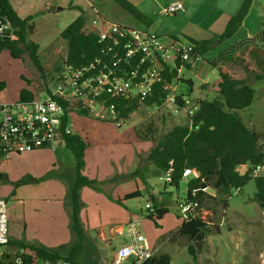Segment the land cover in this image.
Here are the masks:
<instances>
[{
	"label": "rangeland",
	"instance_id": "374dc122",
	"mask_svg": "<svg viewBox=\"0 0 264 264\" xmlns=\"http://www.w3.org/2000/svg\"><path fill=\"white\" fill-rule=\"evenodd\" d=\"M51 1L52 4H50ZM67 1L9 0L11 7L19 17L30 18L29 23L32 25V30L28 39L38 45L37 53L42 71L34 67L27 52H24L20 59H12L6 51L2 52L0 54V82L5 83V88L0 92L1 99L15 101L18 99V92L23 88L32 91L41 99L46 97L43 92L52 87L54 72L67 55V46L60 38V33L70 23L71 18L78 15V10H72L74 6L79 5L85 8L86 13L96 11L110 22L137 28L141 25L146 26L145 23L135 20L119 8L114 0H93V2L72 0L74 6ZM58 5L62 7V13L59 15L62 19L59 23L55 17ZM256 7H259L261 11V8H264V0H257ZM262 16L263 14L254 8L235 35L225 40L224 43L215 45L203 55V61L192 69H183L180 76L182 79L180 81L183 83L179 87L180 91L195 102L200 99L212 100L217 97L219 76L217 69L212 67L211 63L219 61L222 58V52L227 51L229 47L239 46L238 42L247 38V34L254 35L261 27L260 17ZM173 17L170 15L168 19ZM236 53L237 60L223 61L222 64L234 77L245 81L254 90L253 102L249 107L238 111V114L245 126L259 134V147L264 150L263 52L258 47L248 49L242 45ZM186 80H189L191 85L185 83ZM70 120L73 131L80 133L89 143L83 158L82 173L88 179L102 180L111 167L120 173L116 178L119 177L126 194L139 191L140 197L124 200L127 201L130 210L127 213L134 215V220H140L141 228L147 225L149 234L143 230L142 232L155 241L154 247L158 249L156 255H169V264H264V209H261L254 200L253 180H250L242 190L234 191L225 206L213 190L204 189L205 195L200 204L195 207L194 212L195 216L206 222L208 233L201 248H195V259L187 251L188 246L193 243L187 238L173 234L182 221L179 207L185 198L186 183L191 176H184L177 188L168 186L164 173L154 168L147 153L173 126L184 123L186 120L184 115L176 112L170 104L136 108L127 119L119 121V127L116 126L114 118L108 116L105 111L97 116L95 113L82 114L73 110ZM39 150H34L28 155L14 156L6 164L9 174L6 183L11 186L8 189L11 195L8 193L6 195L8 198L0 195V198L7 201L9 235L12 226L15 225L9 216V207L17 204L15 200L23 199L29 202L28 211H30L44 200H51L54 197L53 194L56 199L58 198L57 193L62 192V189L55 185V191L51 194L48 180H55L63 187V197L60 199L63 209L56 207V213L59 215L60 211L65 218V197L68 186L65 176L73 168L74 156L64 146L53 151ZM46 152L47 154H42ZM49 156L56 160L51 168L48 160L52 162L54 159H50ZM129 167H131L130 170ZM45 170H49L48 173L42 177L39 176L41 174L38 172ZM30 178L34 180L31 181ZM18 182L23 183L18 184ZM103 184H105L104 187L109 188L108 182H97L100 192L104 191L100 187ZM85 187L91 189L90 186ZM85 191L83 197L80 198L81 202L83 200L91 206L95 204L96 199L101 200L100 197L93 196L92 192ZM151 196L167 208V213L157 220L156 224L146 218L147 211L144 208L146 202L152 204ZM94 209L91 207L87 211L92 213ZM38 210L36 212L45 218V221H52L50 215H55L52 205L49 206L46 202L43 210ZM103 211L104 215L108 213L106 209ZM31 220L33 219L29 222ZM82 224L87 231V240L78 257V264H111L117 239L102 236L98 230L90 234L83 222ZM45 227L49 229L39 232L38 235H43V238L37 237V240L48 238L46 236L51 233V230L56 233L58 224H49L47 221ZM107 230L108 227L105 228V232ZM53 238L55 237L47 240L51 242ZM9 240L19 243L30 239H26L23 235L15 237L11 234ZM59 240L62 242L63 238ZM70 241L71 233L67 240L60 244H68ZM18 246L17 244L6 245L0 249V254L9 255L12 261L17 251H20Z\"/></svg>",
	"mask_w": 264,
	"mask_h": 264
},
{
	"label": "trees",
	"instance_id": "16d2710c",
	"mask_svg": "<svg viewBox=\"0 0 264 264\" xmlns=\"http://www.w3.org/2000/svg\"><path fill=\"white\" fill-rule=\"evenodd\" d=\"M114 2L135 20L143 23L148 22L149 19L127 0H114ZM250 4L251 0H244L239 11L229 19L220 35L210 40H188L186 42L191 43L203 56L215 45L230 39L235 34L246 16ZM0 7L18 29L15 39H0V54L6 51L10 58L20 59L21 55L27 52L34 67L42 71L37 53L38 45L28 39L32 30V25L29 23L30 18H20L11 7L9 0H0ZM76 8L79 15L61 31L60 38L65 41L67 46L66 63L80 67L93 60L99 47L96 37L84 30L86 11L81 7ZM242 45L248 49L260 48L263 52L264 64V18L261 22V29L256 35L240 42L239 46L229 47L227 51L222 52V58L219 61L211 63V66L217 69L219 76L218 96L212 100H198V108L193 115L184 123L173 126L161 137L156 146L151 148L148 154V159L158 171L163 173L170 171V181L166 182L168 186L177 188L188 170L197 172L198 176L192 177L186 183L185 198L179 208L190 204H195L197 207L205 195L204 189L213 190L225 206L234 191L242 190L250 180H253L255 185L254 200L261 209H264V150L259 147V134L245 126L238 114V111L251 105L254 90L245 81L234 77L222 64L223 61L237 60L236 52ZM176 65L178 69L180 63L176 62ZM186 68L190 69L189 66ZM177 69L172 71L171 76L176 75ZM185 83L191 85L189 80H186ZM4 88L5 83L0 82V92ZM35 96L32 91L24 88L18 92V100L22 102H29ZM153 101V99L148 100L146 105L150 106ZM113 103L117 120L127 119L133 110L141 107L137 104L126 105L121 100H107V105ZM81 113L87 114L86 112ZM63 140L64 147L73 154L75 159L72 170L65 176L68 185L65 208L69 216L68 226L71 241L68 244L50 248L40 243H15L9 240L6 245L17 244L20 251H17L12 261L9 255L0 254V264H56L58 262L78 264V257L87 240V231L80 218L81 189L85 186H90L93 189L99 188L97 181L88 179L82 173L84 154L89 146L86 138L78 132H72L64 135ZM239 166L247 167L244 173L239 172ZM255 167L262 169L256 177L252 175ZM0 179H5V177L0 175ZM29 180L33 181L34 179L30 178ZM137 197H140L139 191L126 194L123 200ZM151 201L154 213L146 212V218L156 224V221L167 213V208L158 203L153 196H151ZM207 233L206 222L195 216L189 217L188 220H182L173 234L187 238L193 243L188 246L187 251L195 259V248H201ZM169 263V255L158 254L145 264Z\"/></svg>",
	"mask_w": 264,
	"mask_h": 264
},
{
	"label": "built area",
	"instance_id": "2783aa9c",
	"mask_svg": "<svg viewBox=\"0 0 264 264\" xmlns=\"http://www.w3.org/2000/svg\"><path fill=\"white\" fill-rule=\"evenodd\" d=\"M183 11L184 4L173 1L163 14ZM17 30L0 7V39H15ZM84 30L96 37L99 47L89 64L74 67L67 64L65 58L54 72L52 87L43 92L44 99L35 96L29 102L0 101V159L12 153L63 147L64 135L72 133L70 114L73 110L97 116L105 111L119 127L115 104L107 105L108 99L147 108L170 104L187 120L197 110L198 102L179 89L183 84L180 81L183 69L190 70L203 61V56L191 43L157 36L147 26L137 28L110 22L96 11L87 13ZM176 62L180 63L178 69ZM174 69L177 73L173 77ZM150 99L154 101L148 106ZM261 171L260 167H255L252 175L256 177ZM164 175L165 182H169L170 171ZM195 207V204L182 206L181 220L195 217ZM144 208L154 213L151 203L146 202ZM115 234L119 239L111 264H145L156 255L158 249L150 245L139 221L120 225ZM9 237L7 201L0 198V249L8 243Z\"/></svg>",
	"mask_w": 264,
	"mask_h": 264
},
{
	"label": "crops",
	"instance_id": "0c3cea01",
	"mask_svg": "<svg viewBox=\"0 0 264 264\" xmlns=\"http://www.w3.org/2000/svg\"><path fill=\"white\" fill-rule=\"evenodd\" d=\"M91 1L93 2V0ZM127 1L131 3L139 12H141L149 19L148 22L145 23V25L154 34L163 38H173L184 41L210 40L213 39L215 36L220 35L224 31L225 26L229 21V19L234 15H236V13L239 11L241 5L244 2V0H127ZM173 1H181L184 4V11L178 13L177 15L175 14L173 15L174 16L173 18L168 19V16L170 15H164L163 10L166 8V6L169 3ZM256 1L257 0H251V4L249 6L248 12L244 17L242 23L240 24L239 28L244 25V23L249 18L254 8H257L259 12L263 14V16L260 17L261 18L260 22H262V19L264 17V8H261L260 11V8L256 7ZM70 2L73 4V6L75 5L72 0L67 1V3ZM50 4H52V1ZM77 7H81V6L77 5ZM81 8L86 11L85 8L83 7ZM61 9H62L61 5H58L56 7L55 17L58 19L57 23H59L62 19V17L59 16L62 13ZM74 9L77 10L75 6L72 8V10ZM77 16H73L70 22L73 19H75ZM164 17L167 18L165 19ZM260 29L261 27L254 35H256L260 31ZM254 35L247 34L246 36L247 38L243 39L242 41L249 39ZM0 101H6V100L0 98ZM71 130L72 132H74L72 127ZM43 149L53 151L48 148H42V150L40 149L39 151H44ZM47 152L42 154H47ZM85 152H87V149ZM149 152L147 151L148 154ZM31 153L30 152L22 153V154L12 153L7 157L1 158L0 175H3L5 179H7V175L9 177L8 170L6 169V164L9 163L14 156H22L26 154L28 155ZM49 158L54 159V157L52 156H49ZM55 161H56L55 159L52 162L48 160V162H50V168L55 165ZM73 163L75 164V160L73 161ZM246 168H247L246 166H239L238 170L240 173H244V171H240V170L241 169L246 170ZM128 169L130 170L131 167H129ZM48 171L49 170H45L44 171L45 173L38 172L39 174H41L39 176L42 177L43 175H46ZM33 172L37 173L35 171ZM117 175H120V173L110 167V171L105 176H103L102 180L99 179L95 180L97 182H104V181L108 182L109 188L104 187L105 184L100 185V187L104 189L103 192H100L99 189H93V188L86 189L87 187H83L81 189V197H83L84 193L86 192L85 190H88L89 192H92L91 194L93 196L95 195L101 198V200L96 199V201L94 202L95 204H92L91 206L90 204L88 205L87 202H84L82 200L83 204L80 211V218L81 221L84 223V225L87 227L88 232L90 234L92 231L95 232L98 230L100 232V235L102 236L104 235V236H109V238L112 239H118V237L115 234L117 227L127 223L128 221L134 220L133 219L134 215L131 214L129 215L127 213L130 210L127 206V201L123 200L126 193L124 192L121 186V181L119 180V177L116 178ZM186 175H190L191 178L198 176L195 170H188L184 176ZM5 179H0L1 197H6L8 193L9 195H11V191L8 190L11 186L6 183L7 180ZM55 185H57L58 188L62 189V192L57 193L58 195L57 199L53 194V192L55 191ZM48 188L50 189L51 194H53L54 197L51 200H44V202L41 203L40 205L37 204V206L32 208L30 211H28L29 202L24 201L23 199L15 200L17 204L14 207H9V216L11 220L15 223V225L12 226L10 235L12 234V236L14 235L15 237H20L23 235L26 239L27 238L30 239L27 240L26 243H30V244L40 243L50 248H54L58 245H62L60 243H62L64 240H67L68 235L70 236V231L68 226L69 216L67 210H65V213L67 215V216L65 215V218L63 217L62 213H60V211H59V215L56 213V207L58 208L63 207V204H61L60 202V199H62L63 197V191H64L63 187L59 182L55 180H48ZM161 193L163 194L164 191ZM46 202H48L49 206L52 205L54 207L55 210L54 214L57 216L55 217V215H50L52 221L50 222L49 220H47L49 224L50 223L58 224V229L56 233L55 232L53 233L51 230V233L48 236H46L49 239L55 237L51 240V242L47 240L48 238L37 240V237L43 238L42 237L43 235H38L39 232L45 231V229H49L45 227V224L47 223V221H45L46 219L39 216V214L36 212L39 211L38 209L43 210V207ZM91 207L95 208L94 211H92V213L87 211ZM103 209H106L108 211V213L106 212V215H104L105 212L103 211ZM30 219L33 220L29 222ZM136 221L140 222V220H136ZM50 227L52 226L50 225ZM106 227H108L107 232H105ZM141 230L146 231V233L149 234L147 225H143ZM62 238L63 241L60 242L59 239ZM150 238L151 237L149 236L147 237L150 245L155 246V241L153 240V238L152 239Z\"/></svg>",
	"mask_w": 264,
	"mask_h": 264
}]
</instances>
